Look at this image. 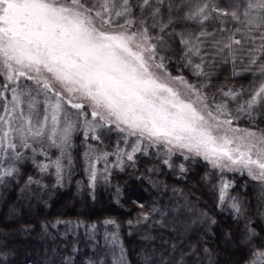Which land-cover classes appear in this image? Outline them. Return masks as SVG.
<instances>
[{
    "label": "snow or ice",
    "instance_id": "obj_1",
    "mask_svg": "<svg viewBox=\"0 0 264 264\" xmlns=\"http://www.w3.org/2000/svg\"><path fill=\"white\" fill-rule=\"evenodd\" d=\"M165 172L185 186L168 195ZM118 173L155 197L126 199ZM74 180L81 212L20 219ZM100 188L128 218L87 210ZM12 191L0 264L16 232L42 243L32 264H264V0H0V201Z\"/></svg>",
    "mask_w": 264,
    "mask_h": 264
},
{
    "label": "trees",
    "instance_id": "obj_2",
    "mask_svg": "<svg viewBox=\"0 0 264 264\" xmlns=\"http://www.w3.org/2000/svg\"><path fill=\"white\" fill-rule=\"evenodd\" d=\"M199 173L193 175L190 179L192 183L195 182L199 178L198 174L203 173V164L198 167ZM131 182L134 184L132 187H137V185L145 186V180L131 178ZM248 187V196L249 198L253 197L252 192V182L249 181ZM198 187V186H197ZM135 190V189H134ZM198 194L204 193L203 190H198ZM128 196L125 195L126 199H140L141 202L147 203L149 199L143 193L135 192L128 190ZM105 195L97 194V201L91 205L90 213L93 216H112L120 219H126L129 217V212L127 211V207L130 206V203L125 207L121 208L116 205L110 197H104ZM205 196V194H204ZM88 202L87 193L81 192L78 193L77 189L74 188L73 184L65 189L60 190L56 193L52 203V207L49 209H45L42 205L37 207L34 210H29L24 208L22 210V215L20 217L21 220L27 222H35L39 217L44 215H55L58 211L63 210L66 215L70 217H74L77 213L81 212L82 205L81 201ZM16 201V192L12 191L8 194L7 203L0 201V228H3L4 231L10 232L11 228L14 226H18V221L11 220L5 221V214L8 211V206ZM90 203V202H89ZM135 213L133 212L132 215ZM130 243V241H129ZM7 244L10 249L15 250V256L13 257L14 264H32L33 261L39 259V253L42 251V243L35 238V234L33 235H25L19 232L11 233L7 238ZM232 253V250L229 248H225L220 252L221 260H227L229 255Z\"/></svg>",
    "mask_w": 264,
    "mask_h": 264
},
{
    "label": "rangeland",
    "instance_id": "obj_3",
    "mask_svg": "<svg viewBox=\"0 0 264 264\" xmlns=\"http://www.w3.org/2000/svg\"><path fill=\"white\" fill-rule=\"evenodd\" d=\"M147 164V166H151L150 162L148 161H142L141 164H140V168H141V171L144 169L145 165ZM203 164V162H200L199 164H196V165H193V171L192 173L190 174V178L199 173V170H198V166ZM203 172V171H201ZM203 173H200L198 174V176L202 175ZM82 176L81 175H77L75 177V179H81ZM131 178H136L138 179L136 176H129L127 173H124V174H117L116 177H115V180L113 181V183H116L118 182L121 187L124 189V194L126 196H128L127 192L128 190H131L133 193L134 191L135 192H140V193H143L148 200V202H150L156 195L155 191L150 187V185L148 183H145V186L142 187L141 185H137V187H132L134 186V184L131 182ZM161 181H166L168 184H169V192H168V195H171V187L172 186H177V187H183L185 186L184 184L182 183H179L176 181V179L170 174V173H167L165 172V174L161 175L160 177ZM247 181V178L246 177H242L238 180V184L240 185H243L245 184V182ZM190 182L191 179H190ZM249 182V181H247ZM73 186L74 188L76 189V186H75V180L73 182ZM135 189V190H134ZM198 190H203L205 196L203 197L204 199H207V193H206V189H203V188H200L199 186L197 187L196 191ZM250 190V189H249ZM241 191H243V189H241ZM97 194H100V195H105L104 197H110L111 200L113 201L112 199V190L111 189H104V188H100L97 192ZM233 194H236V193H233ZM126 198V197H125Z\"/></svg>",
    "mask_w": 264,
    "mask_h": 264
}]
</instances>
